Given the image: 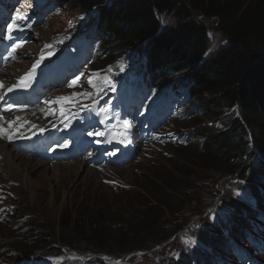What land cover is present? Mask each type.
Here are the masks:
<instances>
[{"label": "rangeland", "instance_id": "1", "mask_svg": "<svg viewBox=\"0 0 264 264\" xmlns=\"http://www.w3.org/2000/svg\"><path fill=\"white\" fill-rule=\"evenodd\" d=\"M39 1L10 0V5L13 2L15 5L6 6L5 0H0V80L9 73L2 64L9 53L15 59V65L10 68L20 71L18 78H12L13 83L31 70L27 79H23V96L26 97L21 99L32 108L38 105L59 108L65 124L73 119L70 125H77L81 120L88 126L76 140L68 133L59 134L55 141L62 140L61 144H34L24 153L16 149L17 144L4 143L6 152L14 150L26 158L17 160L12 156L10 161L13 162L0 174V182L11 187L10 191L8 188L0 190V203L5 206L0 215V264H63L65 260L95 262L93 264H201L196 257L204 255H213L216 264H264V170L252 175L250 167L255 159L244 167L224 168L206 154L203 149L205 128L196 119L200 107L206 106L209 93L196 98V113L191 107L183 111L182 106L175 104V113L161 123L153 120L154 116L145 109L156 100L155 94L146 95L140 106L123 110L113 97L125 88L123 75L128 73L127 69H121V76L120 64L99 61L93 53L82 64L76 63L82 58L83 44H77L76 49L75 43L91 14L83 13L75 0H45L49 2L43 6ZM21 16L24 18L20 19ZM161 21L166 27L177 26L176 14L162 17ZM9 25L15 27L9 28ZM207 26L216 28L212 21ZM208 35L210 59L225 39L213 29ZM64 55L66 59L59 62ZM141 60L133 56L130 64H143ZM184 65L167 73V79L177 76L178 82L188 80L190 72L184 70ZM141 67L139 65V70ZM144 94L142 92L141 96ZM74 96L79 98L73 99ZM62 97L66 99L61 100ZM182 97L180 94V99ZM93 102L96 103L90 105ZM78 105L84 109L94 108L93 114L82 112L84 116L78 118ZM70 106L74 112L68 114L65 108ZM107 107L112 110L108 114L110 118L113 113L122 111V116L134 125L132 136L140 140V144L136 148L130 146L128 157L122 153L121 137H111L108 124L105 123L103 129L101 121L95 120ZM225 108L211 115L216 128H222L231 116L235 117L233 111ZM13 114L3 112L0 106V117L13 120L17 117ZM73 142L77 146H70ZM82 145L84 160L76 165L78 161L74 155H68L67 150L75 152ZM260 160L264 162V157ZM23 162L33 165L27 169ZM22 163L23 175L40 179L33 188L13 175L17 173L15 164ZM54 164L68 165L65 169L68 171L78 168L72 181L67 183V177L62 176L61 179L56 173L58 168H52ZM101 167L111 171L105 178L90 172L91 168ZM57 183L62 186L55 187ZM177 184L184 186L187 193L176 191ZM41 186L46 189H40ZM141 189L149 193L143 198V211L138 210L140 214H134L133 218L127 214L129 212L124 213L121 215L124 222L117 228L125 231L138 221L142 223L141 216L149 214L151 227L145 235L136 232L128 237H106L102 231V235L93 240L118 239L121 242L119 248L111 246L103 252L91 246V242L80 241L91 240L88 233H82L83 238L79 240L69 236L74 232L70 224L77 220L75 212L80 205L97 209L95 218L89 217V220L100 225L105 222L103 215L111 213L127 198H139ZM5 192H9V197ZM161 196L164 200L157 205L156 200ZM124 206L119 209L123 211ZM244 219L253 225L247 231L250 238H255V244L249 239L236 241L230 237L228 242L233 243L230 251L234 254L225 257L218 253L220 239L233 235L231 231L241 226ZM83 226L79 224L76 228L85 232ZM98 227L96 235H100ZM107 227L114 225L108 223ZM192 230L193 234H189Z\"/></svg>", "mask_w": 264, "mask_h": 264}, {"label": "trees", "instance_id": "2", "mask_svg": "<svg viewBox=\"0 0 264 264\" xmlns=\"http://www.w3.org/2000/svg\"><path fill=\"white\" fill-rule=\"evenodd\" d=\"M75 1L83 13H94L84 32H92L95 41L99 40V44L90 42L89 45L98 50L100 61H115L120 68H130V74L141 81L139 89L145 84L158 94L167 92L168 97L178 92L183 94L179 102L186 109H195L196 100L203 93H209V100L204 108L200 107L196 119L205 128L203 149L206 154L224 168L244 167L255 159L250 167L252 175L264 170V162L260 160L264 157V0ZM172 14H176L177 26L162 25L161 18ZM210 21L217 29L208 28ZM211 29L218 32L225 43L209 59L208 33ZM133 56H143L141 71L130 64ZM182 65L190 72L188 80L180 84L177 76L167 79V73ZM223 107L233 111L235 117L231 116L222 128H216L211 115L219 114ZM196 110L198 107L193 112ZM176 191L187 193L181 184L176 185ZM139 195V198H127L111 213L103 215L105 222L100 225L89 220V217L95 218L98 210L80 205L75 212L77 220L70 224L74 232L69 236L79 240L83 238L82 233H88L92 239L80 241L91 242V246L103 252L111 246L119 248L121 242L118 239L93 240L99 238L102 231L106 237H128L136 232L145 235L151 227L149 214L141 216L143 225L138 221L125 231L117 228L124 222L121 217L124 213L129 212L127 214L133 218L143 211V198L149 193L141 189ZM176 196L181 198V195ZM163 200L164 197L157 199V205ZM123 205L121 211L119 208ZM108 223L114 227L108 228ZM79 224L84 225L85 232L76 228ZM97 226L100 235L95 234Z\"/></svg>", "mask_w": 264, "mask_h": 264}, {"label": "bare ground", "instance_id": "3", "mask_svg": "<svg viewBox=\"0 0 264 264\" xmlns=\"http://www.w3.org/2000/svg\"><path fill=\"white\" fill-rule=\"evenodd\" d=\"M24 65L27 66L28 64H24ZM11 68L5 70L9 73H7V78L2 79L1 83H0V104L6 102L7 109L11 110L13 112H16L17 124L10 122L6 118H3V117L0 118V174L7 171L8 163L13 162V160L10 161L12 156H15L17 160H21V157L26 158V156H24L23 154L20 155L16 151H15L16 152L15 153L14 150L6 152V149L4 147L5 142L6 143L7 142L12 143V145H13V142L14 141H20L24 134H30L34 130H39V129H41L40 131L42 132L40 140L46 139L47 135L45 136V134L48 130H51V136L50 137L54 139L57 136V134L61 131V127L64 124V119L61 116L59 109L44 108V107L43 108L38 107L36 109H30V107H29L30 105L26 104V103H23V104L19 105L18 107L10 106L13 104H17L18 98L24 94V91H22L20 89V87L8 88L10 85H13L16 83V82L13 83L12 78H18V74L20 73V71L18 69H11ZM17 68L20 69L21 67H17ZM77 98H79V97H77V96L73 97V99H77ZM71 101H69L68 104H70ZM70 109H72V108H70ZM76 126L77 125H70V128L75 129ZM116 127L122 129L127 134V136L125 137V141L127 142V146H130L131 135H132V132L134 131L133 125L128 121H118L116 123ZM35 138L36 137L30 139L29 142L25 145L23 144V142L20 141L19 142V150L25 151L27 149V147L32 146ZM159 153L163 154L162 151H160ZM28 162H30V161H28ZM23 163L22 164H15V167L17 168V173L15 172V173H13V175H15L16 179H18L19 181L20 180H21V182L24 181L26 183V185L30 184V186L33 188L32 185L36 186L38 183V180H40V179H39V177L38 178H33V177L29 178V177H26V175H23L24 174V168H21L22 167L21 165H23ZM24 164L27 165V166H25L27 169H29L30 166L33 165L31 163H28V164L24 163ZM75 164L77 165L80 163H75ZM67 166L68 165H65V164H54V165H52V168L57 167L58 168L57 172H56L57 175H59L60 178H61V176L67 177V181H68L67 183H69L72 181L73 176L77 173L78 168L74 171L73 170L68 171V170H65L69 167V166L68 167ZM63 170H65V171H63ZM62 171H63V173H62ZM18 172L22 173V176L19 175ZM90 172L92 174H97L98 177H102V178H105L106 176H108L111 173L110 170H108L104 167H101L97 170H95L94 168H91ZM13 178H14V176H13ZM61 186L62 185H60L59 183L55 184V187H57V188H59ZM6 188H8L9 191L11 190V187L7 186L6 183L0 182V190L6 189ZM39 188L40 189H46V188H43L42 186ZM4 195L9 197V192H5ZM4 209H5L4 204L0 203V215H1V213H3ZM193 232H194V230H192V233H189V234H193ZM184 242L185 241H183V243Z\"/></svg>", "mask_w": 264, "mask_h": 264}, {"label": "snow or ice", "instance_id": "4", "mask_svg": "<svg viewBox=\"0 0 264 264\" xmlns=\"http://www.w3.org/2000/svg\"><path fill=\"white\" fill-rule=\"evenodd\" d=\"M24 17L23 16H21L20 17V19H23ZM12 27H15L14 25H9V28H12ZM22 79H27L26 77L25 78H22ZM89 83H91V81L89 82ZM73 84H75V82H73ZM71 86V85H70ZM11 90V89H10ZM61 100H64V99H66V98H60ZM58 102V101H57Z\"/></svg>", "mask_w": 264, "mask_h": 264}]
</instances>
